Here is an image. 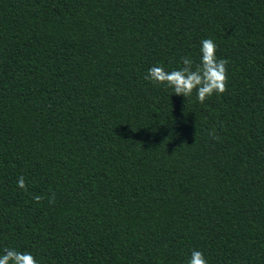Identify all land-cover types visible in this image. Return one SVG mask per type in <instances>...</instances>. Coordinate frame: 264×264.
<instances>
[{"label": "trees", "instance_id": "1", "mask_svg": "<svg viewBox=\"0 0 264 264\" xmlns=\"http://www.w3.org/2000/svg\"><path fill=\"white\" fill-rule=\"evenodd\" d=\"M203 39L229 61L224 94L201 104L144 79L195 67ZM5 248L264 264V0H0Z\"/></svg>", "mask_w": 264, "mask_h": 264}, {"label": "clouds", "instance_id": "2", "mask_svg": "<svg viewBox=\"0 0 264 264\" xmlns=\"http://www.w3.org/2000/svg\"><path fill=\"white\" fill-rule=\"evenodd\" d=\"M216 44L212 39L201 41L200 62L193 67V60L182 57V67L178 70L166 71L162 66H152L144 76L145 80L157 86H164L171 89L173 94L183 96L186 99L196 92V99L203 104L205 100L213 94L222 95L227 91V59H217ZM134 131V130H133ZM214 139H219L215 135V130L209 133ZM20 189L27 190L24 177L17 180ZM34 201L39 203L42 196L36 195ZM55 201V194L49 198V203ZM0 264H37L31 253L19 252L15 249L5 248L0 255ZM187 264H208L203 252L193 249Z\"/></svg>", "mask_w": 264, "mask_h": 264}]
</instances>
